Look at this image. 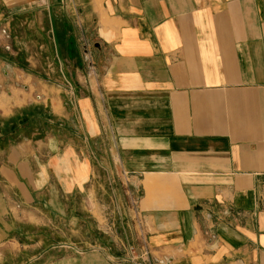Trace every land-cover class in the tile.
I'll return each mask as SVG.
<instances>
[{"label": "crops", "instance_id": "0c3cea01", "mask_svg": "<svg viewBox=\"0 0 264 264\" xmlns=\"http://www.w3.org/2000/svg\"><path fill=\"white\" fill-rule=\"evenodd\" d=\"M0 264H264V0H0Z\"/></svg>", "mask_w": 264, "mask_h": 264}, {"label": "rangeland", "instance_id": "374dc122", "mask_svg": "<svg viewBox=\"0 0 264 264\" xmlns=\"http://www.w3.org/2000/svg\"><path fill=\"white\" fill-rule=\"evenodd\" d=\"M129 251H131L132 254L126 255L125 257L122 256L123 258H122V260L120 258L119 259V262L120 261L122 262L123 260L124 261H127L128 260V261L135 262V261H138L139 259H141L140 256L137 255V252H135V250L133 248H131Z\"/></svg>", "mask_w": 264, "mask_h": 264}, {"label": "built area", "instance_id": "2783aa9c", "mask_svg": "<svg viewBox=\"0 0 264 264\" xmlns=\"http://www.w3.org/2000/svg\"><path fill=\"white\" fill-rule=\"evenodd\" d=\"M141 250H142L141 251V253H142L141 255L143 257L147 258L146 260H147V262H149V256H150L149 248L146 245H144Z\"/></svg>", "mask_w": 264, "mask_h": 264}]
</instances>
